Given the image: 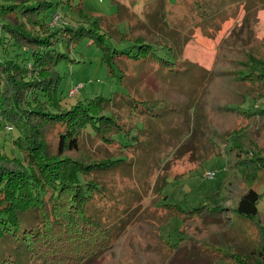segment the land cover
I'll return each instance as SVG.
<instances>
[{"label":"trees","instance_id":"trees-1","mask_svg":"<svg viewBox=\"0 0 264 264\" xmlns=\"http://www.w3.org/2000/svg\"><path fill=\"white\" fill-rule=\"evenodd\" d=\"M146 1L155 4L150 14L153 22L159 21L160 10L163 15L168 12L167 2L181 3ZM183 2L176 30L181 26L192 32L195 24L199 28L212 24L210 20L217 14L214 0ZM57 5L52 0H0V117L11 142L20 150V157L10 158L0 149V264H96L139 218L141 203L139 191H130L129 197L118 193L102 181L101 172L116 168L130 172L135 157L127 151L149 145L147 136L157 125H161L160 131L181 138L178 146L186 148L183 139L199 134L205 106L202 98L206 82L213 78L208 69L181 57L186 37L173 35L174 25L166 15H160L161 28L169 30L168 41L163 42L121 33L105 18L93 19L81 7L76 11L82 20L58 25L53 22L54 15L62 16ZM189 23L193 25L186 26ZM109 34L130 42L115 44ZM86 37L101 47L109 71L124 88L63 106L55 65L65 52L57 45ZM245 54L232 77L237 98L212 104L216 114L242 118L220 132L213 128L206 136L211 144L234 153L235 158L228 161L242 175L256 176L264 166V141L258 139L264 136V59L253 50L246 49ZM142 78L158 79L177 98L163 92L141 95L136 87ZM121 110L132 117L130 122ZM186 113H192L193 119L184 129L169 125L175 115ZM120 133L135 142L118 139L115 135ZM88 140L116 141L119 152L107 151L106 157L99 158L84 155L81 152ZM209 155L204 153L199 161ZM166 181L164 176L158 191ZM125 197L126 204L122 202ZM260 197L257 189L247 188L237 198L235 213L255 219L261 215ZM158 206L184 219L201 213L215 215L222 209L217 205L212 209L205 205L184 209L172 203ZM260 231L264 237V225ZM258 253L256 264H264V244Z\"/></svg>","mask_w":264,"mask_h":264},{"label":"rangeland","instance_id":"rangeland-1","mask_svg":"<svg viewBox=\"0 0 264 264\" xmlns=\"http://www.w3.org/2000/svg\"><path fill=\"white\" fill-rule=\"evenodd\" d=\"M52 1L59 3L57 6L62 13L61 19L54 22L58 25L64 22L75 25L82 20L76 11V7H81L93 19L97 16L105 18L114 30L130 36L142 35L138 38L148 37L154 41H168V27L160 26L161 17L166 15L167 20L174 25L173 35L186 37L180 47L181 57L213 73V78L206 82L208 86L202 98L205 106L199 134L191 139H183L187 142L184 145L186 148L178 146L181 138L160 131L161 125H157L154 132L147 136L151 139L149 145H139L136 150L127 151L135 157L130 172L124 168V171L116 168L101 172L102 181L112 185L118 193L129 197L130 191H139L141 203L139 218L127 226L125 234L101 255L96 264H256L258 249L264 244L260 231L261 225H264V166L256 171V176L251 173L242 175L228 161L235 158L234 153L222 149L219 144H211L207 136L213 128L220 132L242 118L239 115L232 117L216 114L212 104L237 98L232 77L240 61L246 59V49L253 50L264 59V0H214L213 5L217 9L214 13L217 14H211L212 24L208 28H199L195 24L192 32L181 26L176 30L178 25H175V21L179 20V14L185 8L183 0L181 3L167 2L170 6L168 12L163 15V10H160L159 21L156 22H153L150 15L155 7L152 1ZM54 26L51 25L52 28ZM109 36L118 45L130 42L127 38ZM57 48L65 52V56L55 65L60 76L58 96L61 105L70 106L78 99L96 94L107 96L114 90L124 88L109 71L101 47L90 38H82L69 45L60 41ZM149 74L153 75L151 72ZM81 83L75 93H68L71 86ZM136 90L141 95L163 92L167 96H174L173 90L160 86L158 79L142 78ZM120 113L125 121L130 122L132 117L128 116L126 110ZM192 115H175L169 125L184 129L190 120L192 122ZM4 122L1 116L0 149L10 158H18L20 150L11 142V135L6 133ZM124 135L120 133L115 136L124 142H135L130 135L127 139ZM258 139L263 142L264 136ZM155 141L157 143L154 144ZM118 146L116 141L88 140L81 153L92 158L106 157L107 151L118 153ZM188 149L190 151L184 152ZM204 153L210 155L199 161ZM208 170L214 171L212 178L207 177ZM164 176L167 181L160 192L157 186L163 182ZM249 187L261 193L257 203L261 215L253 220L239 216L234 211L238 196ZM126 200L125 197L122 202L126 204ZM158 203L178 204L184 209L199 205L209 209L217 205L222 209L215 215L201 213L184 219L174 211L169 213L168 209L158 206Z\"/></svg>","mask_w":264,"mask_h":264},{"label":"built area","instance_id":"built-area-1","mask_svg":"<svg viewBox=\"0 0 264 264\" xmlns=\"http://www.w3.org/2000/svg\"><path fill=\"white\" fill-rule=\"evenodd\" d=\"M61 18H60V15L59 14H56V15H54V18H53V22H56V21H59ZM83 83H81L80 85H78V84H75V85H73V86H71L70 88H69V91H68V93L69 94H73V93H75L78 89H79V87L82 85ZM206 174H207V177H213L214 176V171H210V170H208L207 172H206Z\"/></svg>","mask_w":264,"mask_h":264}]
</instances>
